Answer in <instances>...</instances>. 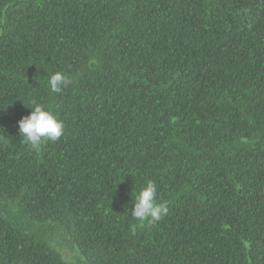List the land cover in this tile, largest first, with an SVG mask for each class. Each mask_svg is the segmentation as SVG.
I'll use <instances>...</instances> for the list:
<instances>
[{
  "label": "trees",
  "instance_id": "16d2710c",
  "mask_svg": "<svg viewBox=\"0 0 264 264\" xmlns=\"http://www.w3.org/2000/svg\"><path fill=\"white\" fill-rule=\"evenodd\" d=\"M3 77L0 264H264V0H0ZM31 100L64 123L39 152Z\"/></svg>",
  "mask_w": 264,
  "mask_h": 264
},
{
  "label": "clouds",
  "instance_id": "9594fccd",
  "mask_svg": "<svg viewBox=\"0 0 264 264\" xmlns=\"http://www.w3.org/2000/svg\"><path fill=\"white\" fill-rule=\"evenodd\" d=\"M5 79L3 88L11 87L15 83L9 79ZM70 78L67 74L56 71L48 77L46 84L50 93H62L68 87ZM31 112L23 116L18 121V131L23 137L24 143L30 151L39 152L43 145L48 141L56 142L64 134V123L58 118V113L50 106H45L38 103L36 100L30 101ZM0 143H7V141L0 138ZM134 206L131 209L132 217L141 224L147 222L148 224H155L161 220L167 213L166 203L158 200L157 185L152 180H147L138 192L133 194ZM67 255L65 256L66 264H73L75 251L74 249H65Z\"/></svg>",
  "mask_w": 264,
  "mask_h": 264
}]
</instances>
